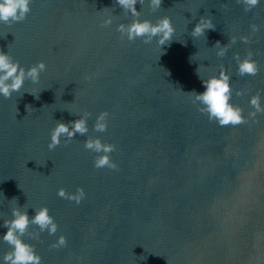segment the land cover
I'll list each match as a JSON object with an SVG mask.
<instances>
[{
    "label": "water",
    "instance_id": "1",
    "mask_svg": "<svg viewBox=\"0 0 264 264\" xmlns=\"http://www.w3.org/2000/svg\"><path fill=\"white\" fill-rule=\"evenodd\" d=\"M30 7L25 20L0 23V48L22 65H47L38 84L26 80L0 97V224L13 197L30 216L47 206L57 233L35 237L39 229L29 225L24 235L41 264H264V113L248 116L251 96L260 93L264 105V2L251 11L241 0H163L155 11L138 4L142 18L171 17L173 40L163 49L121 39L116 26L131 18L114 0ZM105 7L114 14L109 26L98 12ZM201 16L215 29L192 38ZM231 37L236 42L218 57L215 42ZM249 51L259 71L241 76L235 55ZM198 66L203 78L228 71L231 103L245 123L222 127L193 103L188 92L203 91ZM33 90L39 99L25 92ZM105 110L108 129L96 132ZM84 111L92 114L88 135L116 145L117 169L93 166L85 136L49 150L56 121ZM60 188L86 196L77 204L58 196ZM60 235L67 245L53 248ZM9 250L0 240V259Z\"/></svg>",
    "mask_w": 264,
    "mask_h": 264
},
{
    "label": "clouds",
    "instance_id": "2",
    "mask_svg": "<svg viewBox=\"0 0 264 264\" xmlns=\"http://www.w3.org/2000/svg\"><path fill=\"white\" fill-rule=\"evenodd\" d=\"M145 2L155 11L161 8L163 0H114V4L119 6L125 15L131 18L128 23L117 24V31L120 33L121 39L126 38L128 41L141 39L145 44H151L155 41L163 49L164 45L170 44L173 40L175 27L172 19L168 15L159 16L154 21L142 18L141 7L138 9L137 5L141 6ZM241 2L245 11H251L252 8L264 2V0H241ZM31 3L32 0H0V23L11 24L25 20L31 11ZM108 9L110 8L105 7L98 11L102 13L101 23L103 26H109L113 23L114 14L109 12ZM214 29L215 25L211 17L201 16L192 28L190 35L192 38L200 36L206 38V31ZM258 30V25H252L253 32ZM240 39L245 43L248 42L247 36H241ZM235 42L236 37H231L227 44H222L217 40L213 46L217 49L216 55L224 57L228 51L229 43ZM252 56L251 51L243 58L239 54L235 55L239 75H255L259 71V66L252 59ZM46 67L47 65L43 60L30 66L22 65L8 51L0 48V97L10 98L13 93L19 92L24 87L26 80H30L34 85L38 84L40 73L46 70ZM196 72L201 80L203 91L193 90L188 93L193 96V103L201 106L200 110L208 115L209 120H215L222 127L245 123L247 118L243 114V109L231 103V76L228 71L221 66L218 73L207 78L201 76L199 66ZM40 91L25 92H29L39 99ZM236 94L243 95V92L238 91ZM249 103L253 108V111L248 114L249 117L255 119L257 113H264L260 93L251 96ZM91 115L90 112L84 111L76 119L68 122L57 120L55 126L51 129L48 148L49 150L55 149L61 144L62 138L63 142L67 143L77 135L85 136L84 148L96 154L93 166L97 169L108 167L115 170L118 165L110 154L116 151V145L102 141L99 136L88 135V120ZM108 117L109 113L106 110L99 112L95 117L93 130L96 132L107 131L109 126ZM57 195L79 204L85 198L86 192L83 188H77L75 193H69L64 188H60ZM11 201H15V206L11 209V217L4 219L3 224H0V227L6 229L5 232L0 234V240L7 243L10 250L0 259V264H41L42 257L36 252L34 245L24 240V235L28 231L29 225H36L39 232L34 234L35 237L45 231L54 236L58 231L55 218L50 214L47 206L34 208V214L30 216L28 208L25 205L20 206L16 197H13ZM66 245V237L60 235L51 246L60 248Z\"/></svg>",
    "mask_w": 264,
    "mask_h": 264
}]
</instances>
